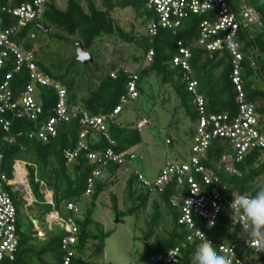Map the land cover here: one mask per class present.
Listing matches in <instances>:
<instances>
[{
  "label": "trees",
  "instance_id": "obj_1",
  "mask_svg": "<svg viewBox=\"0 0 264 264\" xmlns=\"http://www.w3.org/2000/svg\"><path fill=\"white\" fill-rule=\"evenodd\" d=\"M31 1L0 0V3H7L16 7ZM99 1L101 5H98L97 0H85L86 5L83 4V0H67L66 6L61 8L57 0H51L42 6L40 18L25 23L13 37V40L22 46L25 51L34 52L36 63L47 74L65 85L70 103H80L91 113L98 115L111 111L119 103L120 97L125 94L127 89L129 73L125 72L126 69L117 68L115 65L110 66V70L93 84H91L93 81L92 74L87 75L88 70L95 66H92L94 62L92 47L95 42L104 35L117 33L123 39L130 42L135 41L141 46V54L138 59L141 64L134 71L139 76V95L142 92L141 82L143 78L154 73L162 83L171 86L185 112L193 121H196L197 114L193 96L187 90L188 88L183 80V71L171 65L173 57L179 53L178 41H181L184 46L189 47L191 50L190 64L198 80V90L204 95L207 112H227L231 116L236 114V87H234L231 80L232 67L229 53L225 50L209 52L194 44L198 38L199 23L204 16L190 14L176 33L167 29H158L157 34L150 37L147 34L146 27L147 18L151 16V13L146 12L142 1ZM228 2L236 11L239 10L241 5L245 4L254 7L261 14L260 24L242 28L237 35V39L241 41V50L244 53L242 60L244 91L247 100L256 107L259 116V129L264 135V0H228ZM127 8L145 14L141 22L145 33L140 38L131 36L130 33L115 24L113 12ZM2 19L5 29L13 27L18 22L17 17L7 12H2ZM42 26L48 29L46 33L41 29ZM40 34L48 37L46 44L49 43V38L74 47L78 42L82 43L84 49L92 54V61L82 63L78 60L76 51L68 58L70 61L67 65L63 61L56 62L51 61L50 58L47 59L44 48L38 49L35 46V40ZM150 51L153 54L151 60L146 63ZM80 64H85V66L78 70L77 66H80ZM112 71L117 72L116 78L111 76ZM7 72H13L12 78L9 80L13 92L17 93L29 82L25 68L14 71L12 59H7L1 67L0 81ZM89 80L91 82L88 84L87 94L81 95V90H84L85 87L82 86L83 83L86 85ZM37 88L38 100L43 107L44 114L51 115L56 98L55 93L53 90L41 86ZM32 127L33 123L31 121L15 119L11 127V134L15 135V140L10 142L0 135V151L3 154L2 170L12 180L17 161L31 163L27 166V169L29 170V182L37 199L36 204L41 206L40 203H45L44 205L47 206L45 210L40 212L43 220L46 213L54 208L64 217L73 216L79 229L77 243H75V249L79 256L77 261L81 264H99L93 261V257L103 254L104 242L110 232H105L102 224L93 218V209L99 195L106 187L110 186L108 180H106L107 177L114 176L118 179V172L121 167L114 163L110 165L106 179L97 180L90 204L82 213L79 208L80 215L77 216L66 209V204L73 201L78 205L79 201L84 198L86 181L91 175L92 166L89 164L85 152L81 153L76 165L70 166L66 162L64 151L76 146L81 131L79 120L74 119L60 123L57 126L56 135L47 141L29 138L25 133L20 136L17 134L20 130L26 132ZM141 130L132 125L123 126L121 123L110 125L109 133L116 141V151H131L135 154L136 159L137 155L133 148L142 141ZM105 145L106 143L100 140L97 143V148H102ZM227 146L228 143L225 140H214L208 151V161L205 162L207 166L213 167L220 177V188L226 187L223 190L226 198L231 200L241 195L255 196L259 192H264V149H252L248 152L243 161L236 165L242 174L235 176L228 175L217 167L220 157L228 148ZM92 148H96V146L92 145ZM133 162L134 160L129 165L130 170L125 187L131 204L126 210H120L116 196L113 195L112 197L111 207L115 210L118 221L131 213H143L148 207L152 194L160 197L171 216L170 226L165 230V235L158 234L156 231L162 219V211H160V203L157 200L153 201L154 212L146 221V228H141L143 239L150 249L147 254L142 252L141 257L134 264H149L148 257L150 254L162 252L176 246H180L181 249V261L178 264H197L196 253L200 241L198 239H193V241L187 239L189 232L178 222L181 215L179 207L172 204L173 196L178 195L181 201L185 194L184 191L178 188L174 181L169 182L164 191L161 192L155 193L144 189L139 184L138 176L134 172L137 169L133 170L132 168ZM20 165L24 168L22 163ZM35 173L38 178L37 181L35 180ZM21 175L22 170L17 171L16 177H21ZM44 187L50 190L54 205L46 203L45 193L42 192ZM13 188V185H5V189L14 200L17 213H19V207L24 202V198L19 189L15 192ZM221 210L214 226L209 227L205 221L196 217V227L202 229L207 237L214 242L223 237L228 244H236L237 255L242 260L241 264H264V255L259 256L251 249H246L240 244L239 230L231 225L233 212L230 205L222 202ZM17 233L19 244L16 256L13 261L7 262V264L58 263L62 253L61 239L64 236V230L61 227L54 226L40 243L35 242L37 237H25L20 230L19 220ZM150 240H153V244H149ZM214 248L219 255H222L216 246Z\"/></svg>",
  "mask_w": 264,
  "mask_h": 264
},
{
  "label": "built area",
  "instance_id": "obj_2",
  "mask_svg": "<svg viewBox=\"0 0 264 264\" xmlns=\"http://www.w3.org/2000/svg\"><path fill=\"white\" fill-rule=\"evenodd\" d=\"M51 0H32L20 6H11L0 3V69L7 61L12 59L14 71L26 69L29 82L19 91L13 92L9 80L13 72H7L0 81V135L10 142L15 140L11 134L12 122L15 119L28 120L33 123L30 130H20L17 134L24 133L29 138L47 141L57 133V126L62 122L78 119L81 124L76 146L64 151L67 164L74 166L82 152H85L89 164L92 166L91 175L86 181L84 197L92 196L97 180L103 179L112 163L118 164L121 170L128 173L130 164L135 159L131 151L117 152L116 141L109 133V126L120 124L119 117L125 111L132 108L134 101L138 99L139 76L134 71L129 73L127 89L120 97L119 103L109 112L93 114L80 103H70L68 91L65 85L47 74L35 60L33 51H25L18 45L13 37L25 23L40 18L42 6ZM143 2L146 12L151 13L147 18V34L153 37L158 29H167L176 33L190 14L204 16L199 23L198 38L194 42L198 47L209 51H227L231 57V80L235 88V100L237 112L231 116L229 113H208L205 106V98L198 90V80L190 64L191 50L178 41V54L171 62L172 67H178L183 71V80L187 90L193 96L196 109L195 130L193 132L188 162H166L159 174L154 178L146 177L139 170H135L139 184L152 192L164 191L169 182L174 181L178 188L184 191L180 201L179 196H173L172 204L179 207L181 213L178 222L189 232L187 239H198L200 245L210 242L225 256L230 264H241L242 260L237 255V245L228 244L223 237L216 242L207 237L205 232L196 227L195 218L199 217L214 226L220 214L222 202L232 205L234 199H227L223 193L226 189L220 188V177L213 167L205 164L208 161V151L211 143L216 139L225 140L228 148L223 152L217 164L228 175L240 176L242 173L236 166L243 161L245 155L252 149H264V135L259 129V116L255 105L248 101L243 87L242 60L244 53L241 50V41L237 39L240 30L251 25H259L261 14L250 5H241L239 10H234L228 0H140ZM99 2V0H97ZM2 12H7L17 17L18 22L13 27L3 26ZM153 52L148 54L151 60ZM254 64V62H252ZM111 76L116 78L117 72L112 71ZM38 86L53 90L55 103L51 115L44 114L43 107L38 100ZM147 121L139 119L136 127L141 130ZM103 140L106 145L97 148V143ZM95 145L96 148H92ZM3 154L0 151V264L13 261L19 244L17 233V209L10 193L5 185L20 184L19 189L26 206H32L37 202L30 182L27 166L31 163L17 161L15 163L14 178L17 165L22 163L25 175L22 183L9 179L2 170ZM35 180L36 177L35 173ZM46 203L54 205L50 190L44 187ZM232 208L231 225L239 230L240 244L251 249L257 255H264L255 245H249L251 226L247 223L242 210ZM66 209L80 215L79 206L70 201ZM44 223L49 227L59 226L64 230L61 239V257L55 264H81L75 249L79 229L73 216L64 217L55 208L44 216ZM198 249V248H197ZM181 261L180 246L167 249L162 252L152 253L148 257L149 264H178Z\"/></svg>",
  "mask_w": 264,
  "mask_h": 264
},
{
  "label": "rangeland",
  "instance_id": "obj_3",
  "mask_svg": "<svg viewBox=\"0 0 264 264\" xmlns=\"http://www.w3.org/2000/svg\"><path fill=\"white\" fill-rule=\"evenodd\" d=\"M57 2L61 8H64L67 4V0H57ZM97 3L101 5L100 1ZM83 4L86 5L85 0H83ZM113 16L116 26L124 29L131 36L140 38L144 35L145 30L141 22L145 14H142V12L134 11L132 8L118 9L113 12ZM47 38V36L40 34L35 40L36 48H44L47 59L50 58L51 61L56 62L63 61L67 65L70 61L68 58L75 53L77 45L75 47L73 45L68 46L53 38H49V43L46 44ZM92 52L94 56L92 66H95L88 70L87 75L92 74L93 81L89 80L86 85L83 83L82 86L85 87L84 90H81V95L87 94L88 84L97 82L102 75L110 70V66L115 65L117 68L135 71L141 64L138 61L141 54V46L135 41L130 42L123 39L117 33L104 35L98 39L92 47ZM82 66H85V64H80L77 69L80 70L83 68ZM141 87L140 97L132 104L130 110L120 115L119 121L123 126H136L139 119L147 121V124L141 130V143L133 148L137 157L134 159L132 168L133 170L141 171L146 177L154 178L168 161H189L195 121L185 112L171 86L162 83L156 74L151 73L145 76L141 82ZM18 169L23 171L24 178L26 171L22 166H18ZM127 175L128 173L125 174V172L120 170L118 179L114 178V176L104 177L105 179L107 177L106 180H108L110 186L106 187L99 195L93 209V218L102 224L105 232H110V234L104 242L103 254L93 257V261L96 263L119 264V258L126 255L134 264L141 257L144 250L141 228H146V221L154 212V200L160 203V211H162V219L156 232L163 236L165 235V230L170 226V213L156 194L151 195L148 207L143 213H131L125 215L121 221H117V214L111 207L113 195L117 198L120 210H126L131 204L125 189ZM13 181L18 182L19 180L13 178ZM18 183H22V181ZM16 187L23 189L20 184L14 185L13 189ZM90 202L91 196L84 197L79 201L78 206L81 209V213ZM40 204L41 206L35 203L36 208L33 205L26 206L23 202L19 207V213H17L19 227L26 238L33 237L37 228V223L33 220L32 215L38 220L42 219L40 212L47 207L44 205L45 203ZM149 244H153V240H150Z\"/></svg>",
  "mask_w": 264,
  "mask_h": 264
},
{
  "label": "clouds",
  "instance_id": "obj_4",
  "mask_svg": "<svg viewBox=\"0 0 264 264\" xmlns=\"http://www.w3.org/2000/svg\"><path fill=\"white\" fill-rule=\"evenodd\" d=\"M231 207L242 210L247 221L245 227L251 226L250 236L246 243L264 250V192H259L255 196L241 195L234 199ZM212 226L210 223L209 227ZM196 261L197 264H230L225 256L217 253L210 242L198 247ZM119 264H132V260L124 255L119 258Z\"/></svg>",
  "mask_w": 264,
  "mask_h": 264
},
{
  "label": "water",
  "instance_id": "obj_5",
  "mask_svg": "<svg viewBox=\"0 0 264 264\" xmlns=\"http://www.w3.org/2000/svg\"><path fill=\"white\" fill-rule=\"evenodd\" d=\"M41 29L45 33L48 31V29L44 26H42ZM76 53H77L78 60H80L82 63H88V62L92 61V54L89 51L85 50L82 43H80V42L77 43ZM169 140H170V137H169ZM14 190L16 191V190H18V188H15ZM144 242H145V245H144L143 253L147 254L150 247L146 244V241H144Z\"/></svg>",
  "mask_w": 264,
  "mask_h": 264
},
{
  "label": "crops",
  "instance_id": "obj_6",
  "mask_svg": "<svg viewBox=\"0 0 264 264\" xmlns=\"http://www.w3.org/2000/svg\"><path fill=\"white\" fill-rule=\"evenodd\" d=\"M19 170H21V169H18L17 171H19ZM17 171H16V173H17ZM15 178H16V174H15ZM20 181H23V172H22ZM33 207H36V205H33ZM32 217H33V220L37 223V225H36L37 228H36V231H35L33 237L34 238L37 237L35 242L40 243L41 241L44 240V237L48 234V231L51 230L53 227L46 226L44 223V220H42L43 219L42 217H41L42 219H40V220H38V218H36L33 215H32Z\"/></svg>",
  "mask_w": 264,
  "mask_h": 264
},
{
  "label": "bare ground",
  "instance_id": "obj_7",
  "mask_svg": "<svg viewBox=\"0 0 264 264\" xmlns=\"http://www.w3.org/2000/svg\"><path fill=\"white\" fill-rule=\"evenodd\" d=\"M18 166H22V165H20V163H19V164L17 165V167H18ZM24 170H25V169H24ZM22 172H23V171H22ZM15 179L20 181V180H21V177H20V176H17ZM19 181H18V182H19Z\"/></svg>",
  "mask_w": 264,
  "mask_h": 264
}]
</instances>
